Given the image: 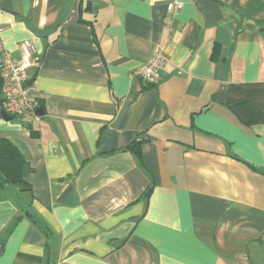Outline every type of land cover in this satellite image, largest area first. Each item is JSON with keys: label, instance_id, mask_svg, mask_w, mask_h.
<instances>
[{"label": "crops", "instance_id": "0c3cea01", "mask_svg": "<svg viewBox=\"0 0 264 264\" xmlns=\"http://www.w3.org/2000/svg\"><path fill=\"white\" fill-rule=\"evenodd\" d=\"M24 42L43 115H0L32 168L0 200V264H264V124L226 106L264 81V0H0V45Z\"/></svg>", "mask_w": 264, "mask_h": 264}, {"label": "trees", "instance_id": "16d2710c", "mask_svg": "<svg viewBox=\"0 0 264 264\" xmlns=\"http://www.w3.org/2000/svg\"><path fill=\"white\" fill-rule=\"evenodd\" d=\"M217 54L218 48L215 49L213 54L215 55L214 57H216ZM32 80L35 81L34 78ZM3 89L4 80L0 66V107H3L4 103ZM226 106L243 126L251 127L264 124V81L231 84L228 88ZM38 108L39 105L37 106V109ZM13 118L17 117L13 116ZM29 128L31 127L29 126ZM32 135L36 136V132H32ZM141 143V141L134 142L129 146V149L133 150ZM137 153H140V151L138 150ZM31 172L32 168L19 148L12 141L8 139H1L0 200L2 199L5 189L21 183H26V179ZM151 192L152 187L149 186L143 193L145 200H148ZM26 215L46 233V228L39 224V221L34 215L30 212H26Z\"/></svg>", "mask_w": 264, "mask_h": 264}, {"label": "built area", "instance_id": "2783aa9c", "mask_svg": "<svg viewBox=\"0 0 264 264\" xmlns=\"http://www.w3.org/2000/svg\"><path fill=\"white\" fill-rule=\"evenodd\" d=\"M184 4L180 1L168 5L169 12H178ZM21 58L15 60L10 53L0 45V66L4 80L3 107L4 110L13 116L19 117L27 114L36 115L38 96L35 81L29 75V68L32 65V55L35 47L32 42H24L20 45ZM165 64L163 50L158 48L155 54L141 68L133 73L147 84L158 85L162 79V69Z\"/></svg>", "mask_w": 264, "mask_h": 264}, {"label": "water", "instance_id": "95a60500", "mask_svg": "<svg viewBox=\"0 0 264 264\" xmlns=\"http://www.w3.org/2000/svg\"><path fill=\"white\" fill-rule=\"evenodd\" d=\"M0 115L5 119V120H12L13 119V117L11 116V115H9L5 110H4V108L3 107H0ZM36 115L37 116H42L43 115V108H38L37 110H36Z\"/></svg>", "mask_w": 264, "mask_h": 264}]
</instances>
